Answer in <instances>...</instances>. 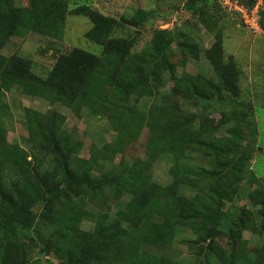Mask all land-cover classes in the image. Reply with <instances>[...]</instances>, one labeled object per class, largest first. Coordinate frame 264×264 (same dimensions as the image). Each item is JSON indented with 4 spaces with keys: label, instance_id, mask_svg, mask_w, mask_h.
Masks as SVG:
<instances>
[{
    "label": "trees",
    "instance_id": "16d2710c",
    "mask_svg": "<svg viewBox=\"0 0 264 264\" xmlns=\"http://www.w3.org/2000/svg\"><path fill=\"white\" fill-rule=\"evenodd\" d=\"M210 1L185 0L184 8L197 15ZM69 12L68 0H29L27 5L0 0V264H38L40 257L33 260V250L47 257L45 264H170L173 261L166 254L145 251L146 246L172 244L175 229L165 220L176 228L192 230L197 236L194 243L207 242L203 248L219 264H264V249L252 261L243 237L245 230L264 234V206L253 213L260 222L252 214L226 207L239 197L244 182H258L249 164L256 135L251 132L243 145L242 133L243 127H254L243 120L244 125L238 123L229 135L206 137V120L200 119L199 127L194 128L195 115L169 95L208 101L228 91L238 96L237 102L240 71L235 62L224 59L221 31L206 51L217 81L177 72L181 64L170 59L169 48L180 34L170 29L157 31L149 49L131 55L136 36L114 37L116 20L88 5L75 12L92 19L94 25L86 37L101 45L100 53L74 47L61 53L42 77L33 72L31 58L2 52L9 39L24 30L62 38ZM129 24L137 27L139 18L134 16ZM164 75L172 82L170 93L163 95L167 105L149 106L146 118L152 131L150 159L96 172L95 163L76 157L77 145L72 144L56 110L38 118L40 140L31 160L20 152L13 156L15 149L3 138L12 110L6 92L14 86L26 95L52 97L67 104L86 95L89 101L97 100L105 114L121 118L124 114L141 116L136 103L144 96H155ZM134 96L135 102H131ZM234 114V109L229 111L230 116ZM190 146L203 150L206 159L221 163L222 168H186L180 153ZM163 153L175 157L174 181L169 186L156 183L150 173L151 160ZM50 154L53 162L47 164ZM178 185L196 193L173 196L171 189ZM249 193L253 199L260 194L259 202H264V186ZM112 199L121 203L114 212ZM81 218L91 219L94 228L83 229ZM223 224L228 227V248L216 241Z\"/></svg>",
    "mask_w": 264,
    "mask_h": 264
},
{
    "label": "rangeland",
    "instance_id": "374dc122",
    "mask_svg": "<svg viewBox=\"0 0 264 264\" xmlns=\"http://www.w3.org/2000/svg\"><path fill=\"white\" fill-rule=\"evenodd\" d=\"M17 5H27L29 0H14ZM70 12L65 21L62 38H54L32 30L13 35L2 49L9 56L14 53L29 57L33 61L34 73L46 77L52 69L57 57L74 47L100 53L101 45L86 37V32L94 25L92 19L84 14H77L76 8L90 6L91 9L112 17L116 25L114 37L136 36L131 55L151 47L152 39L157 31L170 29L180 34L170 46V59L181 64L177 72L186 71L191 75L202 74L206 78L217 81V75L206 51L216 41V32L221 31L223 55L225 61L236 63L240 71L239 91L236 96L224 91L220 98L212 100H185L172 96V82L165 76L163 85L155 96H144L136 103L141 116L124 114L121 118L109 116L100 110L97 100L89 101L86 95H79L71 104L52 97L30 96L22 93L14 86L6 92V100L11 105V117L6 122L3 138L15 150L27 159H32L33 147L40 140L37 130L38 118L43 114L56 110L63 120L62 126L70 133L72 144L77 145L76 157L96 164V172L109 168H120L123 163H131L136 159H150L151 125L147 120L149 106L167 105L164 94H169L173 101L181 104L188 114L195 115L194 128L199 127V120L205 119L207 125L203 135L212 134L223 137L230 134V129L248 120L249 126L243 127V145H246L251 132L256 135V150L249 164L258 177V182H244L242 192L226 207L232 210L253 214L259 207L261 195L252 198L249 190H260L264 186V0H211L203 5L197 15L184 8L185 0H68ZM137 16L140 25L129 24L130 19ZM135 102V96L131 100ZM237 103V104H236ZM235 110L234 116L229 115ZM249 111L241 115L240 111ZM144 113V116H143ZM148 113V114H147ZM163 119V118H162ZM160 119V124L163 123ZM242 120V122H240ZM158 122V121H157ZM153 123V122H152ZM156 123L157 126H160ZM123 130V135H120ZM215 132V133H214ZM180 161L188 169L198 170L204 165L222 168L221 163H213L205 158V153L195 146H190L180 153ZM14 156V155H13ZM11 158V156H7ZM13 158V157H12ZM47 164L53 162L50 154ZM175 164L173 153H163L151 160L150 173L153 180L162 185L173 184L172 167ZM173 196L196 192L183 185L171 189ZM112 212L120 207V201L112 199ZM258 222L261 221L256 217ZM169 227L175 229L172 244L166 247H145V251L155 254H166L173 262L170 264H219L215 256L207 254L203 248L207 242L194 243L197 236L190 229L175 227L165 220ZM80 225L85 230H92L95 223L88 218H81ZM224 223H227L225 218ZM222 233L216 241L228 248V227L222 225ZM247 250L252 261L261 249H264V234L245 230ZM156 246V245H155ZM33 260L40 257L38 264H45L47 257L32 251ZM55 263L59 260L53 258ZM256 264V262H255Z\"/></svg>",
    "mask_w": 264,
    "mask_h": 264
}]
</instances>
